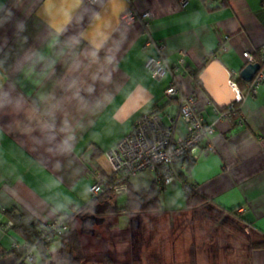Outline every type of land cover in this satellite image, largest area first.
Wrapping results in <instances>:
<instances>
[{
	"label": "crops",
	"instance_id": "0c3cea01",
	"mask_svg": "<svg viewBox=\"0 0 264 264\" xmlns=\"http://www.w3.org/2000/svg\"><path fill=\"white\" fill-rule=\"evenodd\" d=\"M128 12H150L149 26L123 24ZM151 42L163 47L171 69L160 81L147 68L159 57ZM262 47L264 0H186L185 6L180 0H0V258L25 244L8 227L6 213L24 211L43 225L76 214L91 204L96 175L111 176L106 154L139 120L153 110L166 127L178 118L177 99L165 94L175 81L196 97L205 122L215 125V152L205 154L201 146L188 183L210 206L234 212L261 240L264 85L238 105V117L220 119L193 77L217 61L238 83L248 65L243 53L256 57ZM241 89L246 93L247 84ZM186 134L179 121L177 137ZM172 187L160 195L161 211L151 215L177 211L166 208L177 194ZM129 188L158 191L150 172L132 179ZM179 210L187 211L186 202ZM138 216L106 217L132 237ZM122 217L130 220L123 229ZM140 240L141 233L133 241L139 258L145 250ZM248 257L249 264H264V250L250 249Z\"/></svg>",
	"mask_w": 264,
	"mask_h": 264
},
{
	"label": "built area",
	"instance_id": "2783aa9c",
	"mask_svg": "<svg viewBox=\"0 0 264 264\" xmlns=\"http://www.w3.org/2000/svg\"><path fill=\"white\" fill-rule=\"evenodd\" d=\"M88 1L95 3L97 0ZM180 3L185 6L186 0H180ZM148 19H152L150 12L141 14L128 12L122 15L121 22L132 25L141 21L147 28ZM153 45L159 57L150 59L147 68L152 78L160 81L171 69L163 57V47ZM220 50L225 52L227 48L221 47ZM243 57L248 64H256V57L253 54L245 52ZM260 59L261 68L252 82L247 83L246 93L230 75L229 85L236 93V102L223 110L215 109L220 119L238 117V105L246 99L247 95L255 96L258 89L264 85V47L260 49ZM165 94L169 98L177 99L178 118L173 119L171 125L166 127L161 122L160 113L153 110L139 120L132 131L106 154L112 167V174L109 178L96 175L90 189L91 204L97 203L104 196L122 195L127 192L130 181L144 172L155 175V184L160 194L175 183H179L182 190H185L187 185L179 177V170L183 168L181 162L188 158L196 161L203 144L205 154L215 152V146L210 139L215 133V125L205 122L198 109L196 97L193 94L185 95L178 81L173 82ZM179 121L186 126L187 134L184 137H177ZM70 217L63 216L44 224L40 237L33 244H15L13 250L23 252L18 264H36L42 258L45 264H54L55 256L53 257L50 242L68 231ZM8 227H12L11 222H8Z\"/></svg>",
	"mask_w": 264,
	"mask_h": 264
},
{
	"label": "rangeland",
	"instance_id": "374dc122",
	"mask_svg": "<svg viewBox=\"0 0 264 264\" xmlns=\"http://www.w3.org/2000/svg\"><path fill=\"white\" fill-rule=\"evenodd\" d=\"M174 185L177 194L170 200L171 204L167 202L166 208L177 211L135 217L133 223L137 229L132 231V237L131 231L128 234L115 230L113 221L106 216L102 225L93 223L82 228V221H78L85 257L83 264H192L190 248L193 244L197 248L196 264H249V250L260 239L246 230L236 217L210 205L195 211L179 210L185 206L184 194L179 183ZM124 201L123 196H117L112 204L122 207ZM129 221L128 217H122L119 227L126 228ZM140 233L145 249L141 258L133 253V241L138 243ZM51 248L52 252L57 251L59 259V243Z\"/></svg>",
	"mask_w": 264,
	"mask_h": 264
},
{
	"label": "trees",
	"instance_id": "16d2710c",
	"mask_svg": "<svg viewBox=\"0 0 264 264\" xmlns=\"http://www.w3.org/2000/svg\"><path fill=\"white\" fill-rule=\"evenodd\" d=\"M256 63L261 65V59L259 53L256 54ZM202 71V70H201ZM201 71H198L194 74V82L196 87L203 90L202 85L199 82V76ZM239 85L241 88H244L247 83L242 80H239ZM209 101L214 103L212 99L209 97ZM196 161L191 158L184 159L181 162L182 169L179 170L180 180L186 183L187 188L183 190L184 199L186 202L187 211H195L204 206L209 205V200L207 197L202 195L196 187L191 186L188 183V175L194 166ZM160 193L158 191L151 190L148 193L136 194L131 191L130 188L127 191V195L125 198V203L122 207L113 206L106 213L108 215H121L123 213L131 214V215H140V214H155L161 211V200ZM116 196L107 195L102 197L98 202L104 203V201L112 200ZM97 202V203H98ZM93 205L91 204L88 207L82 209L77 212L75 215L71 216L68 220V231L61 237L55 238L50 242V246H52L55 242H58L60 245L59 248V259L60 261L53 262L54 264H83L84 257V249L81 240V231L78 227V221H82V228L87 226H92V214H93ZM229 215L235 216L234 212H229ZM9 221L12 223V230L20 236L25 244H33L35 240L40 237V231L43 228V223L36 219L33 215L20 211H12L6 213ZM253 250H264V237L257 243L252 245ZM23 252L14 250L13 252L5 255L7 257H14L15 264H18L21 261ZM196 256H197V248L193 244L190 248V257L191 263L196 264ZM56 258V257H55ZM56 260V259H55ZM40 264H45L44 259L38 260ZM26 264V263H23Z\"/></svg>",
	"mask_w": 264,
	"mask_h": 264
},
{
	"label": "water",
	"instance_id": "95a60500",
	"mask_svg": "<svg viewBox=\"0 0 264 264\" xmlns=\"http://www.w3.org/2000/svg\"><path fill=\"white\" fill-rule=\"evenodd\" d=\"M260 64H248L240 73V79L245 83H251L259 72ZM230 75L228 71L217 61L206 64L199 76V82L203 90L212 99L219 109H225L236 102V93L229 85ZM112 198L102 204L93 206V222L103 224L105 219L97 215H105L111 208ZM0 264H15L14 257L0 258Z\"/></svg>",
	"mask_w": 264,
	"mask_h": 264
},
{
	"label": "flooded vegetation",
	"instance_id": "af4514ba",
	"mask_svg": "<svg viewBox=\"0 0 264 264\" xmlns=\"http://www.w3.org/2000/svg\"><path fill=\"white\" fill-rule=\"evenodd\" d=\"M99 204H102V202L101 203H99ZM93 214H95V212L93 211ZM93 214H92V221H93V219L95 218V217H93ZM98 217H103V216H106V214L105 215H97Z\"/></svg>",
	"mask_w": 264,
	"mask_h": 264
}]
</instances>
